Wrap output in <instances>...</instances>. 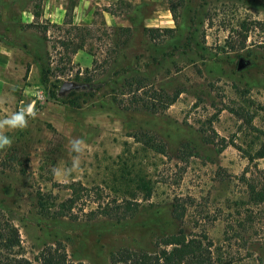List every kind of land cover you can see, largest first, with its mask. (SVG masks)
Returning a JSON list of instances; mask_svg holds the SVG:
<instances>
[{
	"label": "rangeland",
	"instance_id": "1",
	"mask_svg": "<svg viewBox=\"0 0 264 264\" xmlns=\"http://www.w3.org/2000/svg\"><path fill=\"white\" fill-rule=\"evenodd\" d=\"M256 21L264 0H0V45L9 49L0 51V118L27 104L37 111L0 151V216L20 233V245L0 256L43 264L45 246L61 243L74 262L128 264L123 250L153 253L157 240L183 231L207 235L214 264H264V203L251 193L264 186V158L247 156L264 143ZM63 42L82 49L73 54ZM135 77L147 80L146 94L179 95L142 109L125 85ZM64 82L75 88L62 94ZM76 137L86 141L79 170L54 177L58 163L71 167ZM76 181L100 190L105 204L138 208L90 219L91 192L78 219L40 214V192L58 204L71 194L63 184Z\"/></svg>",
	"mask_w": 264,
	"mask_h": 264
},
{
	"label": "trees",
	"instance_id": "2",
	"mask_svg": "<svg viewBox=\"0 0 264 264\" xmlns=\"http://www.w3.org/2000/svg\"><path fill=\"white\" fill-rule=\"evenodd\" d=\"M183 2L184 0H179V5L183 4ZM170 10L176 18V8L171 6ZM254 29L264 31V21H256ZM150 31L158 32L159 30L150 29ZM247 38V34L243 35L240 46L241 49L245 47ZM62 45L67 49L72 48L73 54L77 53L79 49H82V46L77 47V45L71 42H63ZM260 45L264 49V42ZM125 85L127 86L129 93H133L131 104L137 105L142 109L153 111L164 109L171 105L179 95V93H177L169 96L168 94L159 93L158 90H155L154 88H151V93L149 90L148 95L146 94V89H148L147 80L143 77L129 79ZM136 138H138V135ZM145 143L148 147L156 149V151L161 154L166 153L165 145L161 143L156 144L151 137H148V139L145 140ZM247 156L250 160L264 158V143L254 155L248 153ZM63 187L69 189L71 194L68 198L58 204H55L50 196L42 194L41 192L38 194V208L41 215L51 218L69 217L78 219L79 216L74 213V211L76 207L78 208L79 205L82 206V203L85 202L84 197L91 196V192L95 195L93 196L95 198H92L91 202L97 203V208L91 212L93 216H91L90 219L105 216L120 220L125 218L126 214L132 213L130 215H133L138 208V204H133L132 202L125 200L119 202L118 199H112L105 204L101 198L102 194H100V190H87L83 187L81 182L76 181L70 184H63ZM251 193L253 195V201L256 204L264 203V186L261 190H258V185H254ZM174 213L176 217H181L184 213V209H180L179 205H176ZM19 245L20 233L18 228L10 221L3 220L0 216V249L3 250L4 253H10ZM212 245L213 244L208 239L207 235L190 238L183 231H180L177 234L164 236L157 240L156 252L151 253L147 251L123 250V252L120 253V260L128 264H214L211 251ZM15 255L17 256V254ZM1 256L0 264H33L30 260L24 257L7 258L6 255L3 257ZM40 260L43 264H85L81 261L74 262L70 260L65 247L62 246L61 243L45 246L40 253Z\"/></svg>",
	"mask_w": 264,
	"mask_h": 264
},
{
	"label": "clouds",
	"instance_id": "3",
	"mask_svg": "<svg viewBox=\"0 0 264 264\" xmlns=\"http://www.w3.org/2000/svg\"><path fill=\"white\" fill-rule=\"evenodd\" d=\"M4 98H0V103H5ZM37 111L33 104L22 106L18 111H13L5 117L0 118V151L9 149L13 145V138L7 133L10 131H24L29 126V120L35 119ZM86 141L83 138L76 137L69 140V154L71 158V167L57 164L52 168V174L57 178H67L74 171H78L81 163V156L85 151ZM74 154V155H73Z\"/></svg>",
	"mask_w": 264,
	"mask_h": 264
},
{
	"label": "water",
	"instance_id": "4",
	"mask_svg": "<svg viewBox=\"0 0 264 264\" xmlns=\"http://www.w3.org/2000/svg\"><path fill=\"white\" fill-rule=\"evenodd\" d=\"M243 65H244V63H239V68H241ZM72 88H75V85L72 82H64L62 84L60 92L63 94L66 91L71 90Z\"/></svg>",
	"mask_w": 264,
	"mask_h": 264
},
{
	"label": "crops",
	"instance_id": "5",
	"mask_svg": "<svg viewBox=\"0 0 264 264\" xmlns=\"http://www.w3.org/2000/svg\"><path fill=\"white\" fill-rule=\"evenodd\" d=\"M76 10H77V7H76ZM30 15L29 16H31L32 17V13H29ZM50 15V14H49ZM31 21V20H30ZM0 51H5V52H7V51H9V49L7 48V47H3V45H0ZM2 58H3V56H2V54L0 55V60H2ZM0 63H2V62H0ZM1 83H2V81H1V79H0V89H1ZM264 167V166H263Z\"/></svg>",
	"mask_w": 264,
	"mask_h": 264
}]
</instances>
